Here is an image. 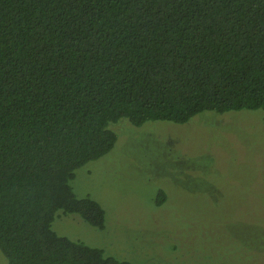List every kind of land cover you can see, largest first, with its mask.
<instances>
[{"label": "trees", "instance_id": "16d2710c", "mask_svg": "<svg viewBox=\"0 0 264 264\" xmlns=\"http://www.w3.org/2000/svg\"><path fill=\"white\" fill-rule=\"evenodd\" d=\"M239 110L264 112V0H0L7 264H131L52 230L59 210L104 227L103 208L73 193L75 170L113 148L121 118ZM241 240L264 253V238Z\"/></svg>", "mask_w": 264, "mask_h": 264}, {"label": "rangeland", "instance_id": "374dc122", "mask_svg": "<svg viewBox=\"0 0 264 264\" xmlns=\"http://www.w3.org/2000/svg\"><path fill=\"white\" fill-rule=\"evenodd\" d=\"M109 127L113 148L70 181L76 197L103 208L104 227L59 210L56 234L131 264H264L262 251L240 244L264 238L263 111H204L185 124L121 118Z\"/></svg>", "mask_w": 264, "mask_h": 264}]
</instances>
